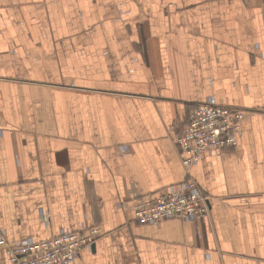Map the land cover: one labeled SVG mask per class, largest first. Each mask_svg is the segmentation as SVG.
<instances>
[{"label": "crops", "instance_id": "obj_1", "mask_svg": "<svg viewBox=\"0 0 264 264\" xmlns=\"http://www.w3.org/2000/svg\"><path fill=\"white\" fill-rule=\"evenodd\" d=\"M209 98L247 119L191 168L208 216L138 225ZM84 226L77 264H264V0H0V239Z\"/></svg>", "mask_w": 264, "mask_h": 264}, {"label": "built area", "instance_id": "obj_2", "mask_svg": "<svg viewBox=\"0 0 264 264\" xmlns=\"http://www.w3.org/2000/svg\"><path fill=\"white\" fill-rule=\"evenodd\" d=\"M246 118L245 111L220 106L213 98L193 109L186 130L178 137L187 179L158 197L133 201L137 224L146 226L171 220L193 222L207 217L209 200L191 177V168L203 154H218L236 147ZM41 217L47 224L49 219L43 211ZM82 230L80 233L63 230L48 240H23L15 245L8 244L2 236L0 247L5 251L8 264H77L81 251L91 250L99 236L96 229L84 226Z\"/></svg>", "mask_w": 264, "mask_h": 264}, {"label": "water", "instance_id": "obj_3", "mask_svg": "<svg viewBox=\"0 0 264 264\" xmlns=\"http://www.w3.org/2000/svg\"><path fill=\"white\" fill-rule=\"evenodd\" d=\"M93 248H94V246H93Z\"/></svg>", "mask_w": 264, "mask_h": 264}, {"label": "rangeland", "instance_id": "obj_4", "mask_svg": "<svg viewBox=\"0 0 264 264\" xmlns=\"http://www.w3.org/2000/svg\"><path fill=\"white\" fill-rule=\"evenodd\" d=\"M247 119V118H246Z\"/></svg>", "mask_w": 264, "mask_h": 264}]
</instances>
